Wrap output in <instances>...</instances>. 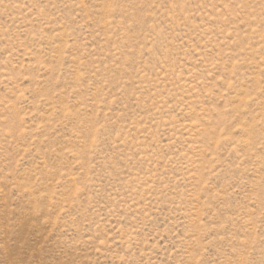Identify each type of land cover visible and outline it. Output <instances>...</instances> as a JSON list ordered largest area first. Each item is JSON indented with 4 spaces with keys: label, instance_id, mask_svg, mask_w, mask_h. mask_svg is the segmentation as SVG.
I'll return each mask as SVG.
<instances>
[{
    "label": "rangeland",
    "instance_id": "obj_1",
    "mask_svg": "<svg viewBox=\"0 0 264 264\" xmlns=\"http://www.w3.org/2000/svg\"><path fill=\"white\" fill-rule=\"evenodd\" d=\"M0 264H264V0H0Z\"/></svg>",
    "mask_w": 264,
    "mask_h": 264
}]
</instances>
